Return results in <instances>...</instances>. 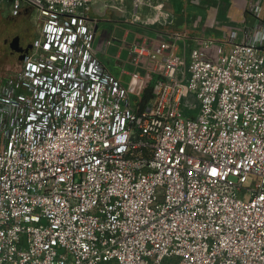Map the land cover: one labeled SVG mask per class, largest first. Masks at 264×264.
Segmentation results:
<instances>
[{"label": "built area", "instance_id": "1", "mask_svg": "<svg viewBox=\"0 0 264 264\" xmlns=\"http://www.w3.org/2000/svg\"><path fill=\"white\" fill-rule=\"evenodd\" d=\"M3 4L36 30L0 85V264H264V18L141 34L124 81L92 13L164 0Z\"/></svg>", "mask_w": 264, "mask_h": 264}, {"label": "rangeland", "instance_id": "2", "mask_svg": "<svg viewBox=\"0 0 264 264\" xmlns=\"http://www.w3.org/2000/svg\"><path fill=\"white\" fill-rule=\"evenodd\" d=\"M230 1L234 2L233 0H164V7L172 13V22L168 24L152 23L149 19L151 12L147 9L133 15L131 8H127L126 11H119L117 9H105L101 7L98 8L100 13H97V15L109 19L105 21L106 27L111 28L112 34L120 39L118 43L110 47L111 53L109 54L111 60L116 61L117 51H120L121 48V61L123 62L128 59L129 55L127 45L139 35L169 34L175 30L189 34L190 31L185 29L188 22V25L191 24L190 27H193L195 32H198V30L208 23V18H204L207 15V10L204 7L213 12L211 18H216L217 13L223 12L224 8L228 7ZM126 3L129 4L130 2ZM21 20H23L22 15H11L5 4L0 6V85L9 74L15 72L20 67L18 56L12 52L6 40L9 39L10 41L17 32L21 31ZM183 23L185 26H181ZM219 25L220 27L222 26L221 21H219ZM34 30H36V27ZM122 62L115 66L113 65L115 71L121 77L125 75L121 71ZM126 68L130 69L131 66L128 64Z\"/></svg>", "mask_w": 264, "mask_h": 264}, {"label": "crops", "instance_id": "3", "mask_svg": "<svg viewBox=\"0 0 264 264\" xmlns=\"http://www.w3.org/2000/svg\"><path fill=\"white\" fill-rule=\"evenodd\" d=\"M233 1L234 2H229L228 7L224 8L223 12H218L216 18H211L213 12L204 7L207 10V15L204 16V18H208V23L198 30V32H195L193 27H190L191 24L188 25L189 22L186 24V26L183 23L181 26H185V29L190 31L188 35L191 37V43L194 42V39L197 36H204L213 41L224 40L231 31L237 30L241 34V30L244 28V26L254 23L258 18H264V0ZM201 7L203 6L201 5ZM92 14L98 17V32L95 41L96 44L100 46L99 54L101 58L112 67L113 72L120 76V74L114 69L116 61L111 60L109 54L111 53L110 47L118 43L120 39L117 38L116 35L112 34L111 28L106 27L105 21L109 20L107 17L99 16L95 11H93ZM219 21L222 23L221 27L220 25L218 26ZM116 55L117 58L118 56L121 58V48L120 51H117ZM128 64L129 63L126 65ZM129 65L131 66L130 69H132L133 66L131 64ZM122 78L124 81H126L128 79V75L125 74Z\"/></svg>", "mask_w": 264, "mask_h": 264}, {"label": "flooded vegetation", "instance_id": "4", "mask_svg": "<svg viewBox=\"0 0 264 264\" xmlns=\"http://www.w3.org/2000/svg\"><path fill=\"white\" fill-rule=\"evenodd\" d=\"M21 31L17 32L15 34V36L9 41V39L6 40L7 43H11V41L18 36V45L22 47V52H24L25 54L30 50L31 46H32V42L34 39V35H35V24L33 23V21L31 20L30 16H23V20H21ZM11 47V46H10ZM12 49V48H11ZM13 53H15L18 58L20 56V54L22 52H18V51H13ZM20 60V58H19Z\"/></svg>", "mask_w": 264, "mask_h": 264}, {"label": "water", "instance_id": "5", "mask_svg": "<svg viewBox=\"0 0 264 264\" xmlns=\"http://www.w3.org/2000/svg\"><path fill=\"white\" fill-rule=\"evenodd\" d=\"M18 36H16L12 41H11V43H10V46H11V48H12V50L13 51H18V52H22V47H20V46H17L18 44ZM24 57H25V53L24 52H22L21 54H20V56H19V58H20V60H22V59H24Z\"/></svg>", "mask_w": 264, "mask_h": 264}, {"label": "trees", "instance_id": "6", "mask_svg": "<svg viewBox=\"0 0 264 264\" xmlns=\"http://www.w3.org/2000/svg\"><path fill=\"white\" fill-rule=\"evenodd\" d=\"M151 96L150 90L148 89L145 93V98L148 99Z\"/></svg>", "mask_w": 264, "mask_h": 264}, {"label": "snow or ice", "instance_id": "7", "mask_svg": "<svg viewBox=\"0 0 264 264\" xmlns=\"http://www.w3.org/2000/svg\"><path fill=\"white\" fill-rule=\"evenodd\" d=\"M213 174H215V170H214Z\"/></svg>", "mask_w": 264, "mask_h": 264}]
</instances>
